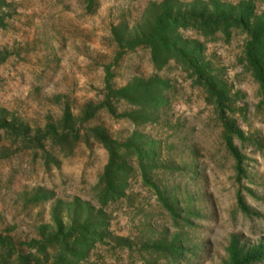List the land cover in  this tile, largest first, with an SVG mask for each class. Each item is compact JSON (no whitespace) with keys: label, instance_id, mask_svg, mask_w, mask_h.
<instances>
[{"label":"rangeland","instance_id":"obj_1","mask_svg":"<svg viewBox=\"0 0 264 264\" xmlns=\"http://www.w3.org/2000/svg\"><path fill=\"white\" fill-rule=\"evenodd\" d=\"M164 1L0 0V238L8 242L0 264H21L22 256L54 264L61 243L47 237L56 219L73 227L75 213L91 227L101 220L106 232L103 241L90 238L80 264H227L231 244L264 245V111L243 61L247 34L233 29L228 41L218 33L204 43L205 61L228 88L217 102L174 60L157 70L150 48L125 47L149 27L150 5ZM220 1H252L256 15L264 13V0ZM76 44L84 55L67 50ZM153 77L168 82L165 103L136 126L124 115L139 108L107 100L109 88ZM225 121L244 134L233 137L241 172ZM50 126L61 137L49 135ZM28 127L36 143L24 150L18 138ZM100 128L120 144L116 164L126 166L124 196L106 205L99 193L110 152L96 138ZM135 133L142 148L154 143H145L154 152L145 174L125 148Z\"/></svg>","mask_w":264,"mask_h":264},{"label":"trees","instance_id":"obj_2","mask_svg":"<svg viewBox=\"0 0 264 264\" xmlns=\"http://www.w3.org/2000/svg\"><path fill=\"white\" fill-rule=\"evenodd\" d=\"M154 16L151 17L149 27L144 34L131 40L125 47L134 49L144 45L151 49L152 61L157 70L163 69L167 64L174 60L186 71L190 72L191 78L207 88V91L217 102L225 100L228 93L226 85L218 81L219 74H214L211 64L205 61V41L213 40L218 33L222 34L228 41L233 29H241L247 34L244 45L243 61L252 74L253 78L260 85L261 103L260 109L264 111V13L256 15L255 5L252 1H240L236 5L223 3L220 0L202 1L196 0L191 3L183 4L179 0H165L156 5L151 4ZM193 30L200 39H186L180 30ZM168 89V82L157 77L148 80H138L137 83L126 86L119 90L109 88L107 100L114 97L117 101H125L132 106H137L138 111H132L124 115L129 118L136 126L148 122L159 108L165 103L164 94ZM148 107L152 108L149 112ZM69 116H66V120ZM225 139L228 147L234 154L237 161V169L242 171V156L234 146L233 137L237 136L244 140L242 130L236 128L234 122L225 121ZM135 133L132 139L125 145L129 150H135L138 154L140 165L146 173V165L150 163L154 152L145 149V143L154 145L152 141L142 139ZM96 138L109 150L110 162L105 169L101 179L103 189L99 193V201L102 205L115 202L124 196V187L119 184L122 182L121 171L125 169V163L116 164L117 147L120 144L111 140L100 128L96 132ZM145 138V137H144ZM144 149V150H143ZM146 163V164H145ZM74 205H87L75 200ZM73 227H64L63 222L56 219V231L47 237V243L59 241L60 249L56 255L54 264H80L86 258L91 248L90 238L99 241L104 240L106 234L103 233L105 224L101 220L96 227H91L87 221L78 219L76 213L73 215ZM77 226V227H76ZM105 230V229H104ZM93 236V237H91ZM73 238V241H69ZM8 243L0 238V244ZM180 249V248H179ZM177 250L178 252L181 250ZM229 261L227 264H254L264 260V245H257L245 251L238 248L237 244H231L229 248ZM21 264H32L29 258L21 257ZM34 264H41L37 260Z\"/></svg>","mask_w":264,"mask_h":264},{"label":"crops","instance_id":"obj_3","mask_svg":"<svg viewBox=\"0 0 264 264\" xmlns=\"http://www.w3.org/2000/svg\"><path fill=\"white\" fill-rule=\"evenodd\" d=\"M63 15V14H62ZM69 15V14H68ZM64 16V15H63ZM70 16V15H69ZM69 46V45H68ZM67 46V50H69V49H71L70 47H73V48H75L76 50L75 51H73V52H71V54L72 55H75V56H79V55H84V49L82 48V46L80 47L79 46V44H76L75 46L74 45H72V46H69L68 47ZM69 66V67H68ZM71 66H73V65H71ZM70 66V64L68 63V62H64L63 63V68H70L71 67ZM29 126V125H28ZM48 130H49V135H52L53 137H55V138H59V137H61L60 135L63 133V131H59L58 129H56L55 127H49L48 128ZM30 133H31V129H29V127H28V129H26L25 130V132L24 133H20V138H18V139H20L21 141H22V146H23V149L24 150H31L32 149V147H31V143L33 142V143H36V136H37V134H36V132H35V134H36V136L33 138V139H31V137H30ZM29 134V135H28Z\"/></svg>","mask_w":264,"mask_h":264}]
</instances>
